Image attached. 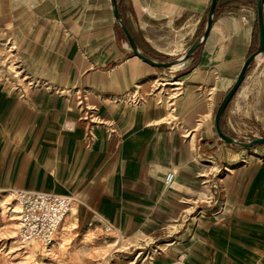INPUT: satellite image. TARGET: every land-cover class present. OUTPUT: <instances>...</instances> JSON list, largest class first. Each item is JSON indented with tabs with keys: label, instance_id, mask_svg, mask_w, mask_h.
Here are the masks:
<instances>
[{
	"label": "crops",
	"instance_id": "1",
	"mask_svg": "<svg viewBox=\"0 0 264 264\" xmlns=\"http://www.w3.org/2000/svg\"><path fill=\"white\" fill-rule=\"evenodd\" d=\"M209 4L117 0L157 61L188 51ZM256 45V0H218L170 69L133 54L110 0H0V196L71 195L148 264H264V155L229 149L212 116Z\"/></svg>",
	"mask_w": 264,
	"mask_h": 264
},
{
	"label": "rangeland",
	"instance_id": "2",
	"mask_svg": "<svg viewBox=\"0 0 264 264\" xmlns=\"http://www.w3.org/2000/svg\"><path fill=\"white\" fill-rule=\"evenodd\" d=\"M178 34L175 38L180 36ZM246 73L221 118L223 131L238 141L264 137V73L254 72L253 67L248 68ZM229 88L224 84L215 91L224 93ZM175 100L167 102L169 108L174 110L177 105ZM216 109H213L212 116ZM228 148L245 154L253 151L264 155V145L251 149L237 146ZM16 209L9 196L3 193L0 196V264H148L151 261L150 253H143L139 244L130 246L126 240L119 243L123 238L119 239L115 231H105L104 222L80 205L78 199H75L51 245L44 246L34 241L21 245L16 238ZM166 240L170 241L168 245L172 244V238H167L162 245ZM46 248H49L48 253L44 251ZM182 255L173 264H177Z\"/></svg>",
	"mask_w": 264,
	"mask_h": 264
},
{
	"label": "built area",
	"instance_id": "3",
	"mask_svg": "<svg viewBox=\"0 0 264 264\" xmlns=\"http://www.w3.org/2000/svg\"><path fill=\"white\" fill-rule=\"evenodd\" d=\"M172 179L173 174L168 173L165 176V184H170ZM5 193L17 208L16 238L21 245L32 241L44 246L51 245L58 228L71 211L76 199L71 195L23 189H7ZM104 224L105 231H114L112 224L108 222ZM184 259L182 255L176 263L184 264Z\"/></svg>",
	"mask_w": 264,
	"mask_h": 264
},
{
	"label": "water",
	"instance_id": "4",
	"mask_svg": "<svg viewBox=\"0 0 264 264\" xmlns=\"http://www.w3.org/2000/svg\"><path fill=\"white\" fill-rule=\"evenodd\" d=\"M218 0H210L208 12L206 15V21L205 26L202 31V33L193 41V43L190 45L188 51L180 56L177 59H173L170 61H157L150 59L149 57H146L144 54H142L132 35L130 34L124 20L122 19L117 6V0H110L111 9H112V15L121 29L122 33L124 34L130 49L132 50L133 54L139 58L144 63L150 65L151 67L158 68V69H170L172 67H175L183 62L188 61L192 55L194 54L196 48L206 39L213 23V18L216 10ZM256 17H257V45L255 50L250 53L246 59L244 60L240 71L237 75V77L234 80V83L232 86L228 89V91L223 96L220 104L218 105L215 115H214V128L215 131L220 138V140L228 145V146H237L242 149H251L253 147L264 145V137H257L249 141H238L231 136L227 135L222 127H221V118L224 112L226 111L230 101L232 100L233 96L238 91L239 87L241 86L242 82L245 79L246 72L249 68V66L264 53V15H263V0H256Z\"/></svg>",
	"mask_w": 264,
	"mask_h": 264
},
{
	"label": "bare ground",
	"instance_id": "5",
	"mask_svg": "<svg viewBox=\"0 0 264 264\" xmlns=\"http://www.w3.org/2000/svg\"><path fill=\"white\" fill-rule=\"evenodd\" d=\"M44 251H45L46 253H48V252H49V248H46Z\"/></svg>",
	"mask_w": 264,
	"mask_h": 264
}]
</instances>
